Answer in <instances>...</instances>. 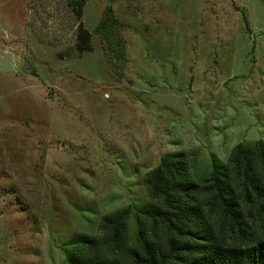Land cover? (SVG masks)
I'll list each match as a JSON object with an SVG mask.
<instances>
[{
	"label": "rangeland",
	"instance_id": "374dc122",
	"mask_svg": "<svg viewBox=\"0 0 264 264\" xmlns=\"http://www.w3.org/2000/svg\"><path fill=\"white\" fill-rule=\"evenodd\" d=\"M259 139L264 0H0V264H65L165 152L201 176Z\"/></svg>",
	"mask_w": 264,
	"mask_h": 264
},
{
	"label": "trees",
	"instance_id": "16d2710c",
	"mask_svg": "<svg viewBox=\"0 0 264 264\" xmlns=\"http://www.w3.org/2000/svg\"><path fill=\"white\" fill-rule=\"evenodd\" d=\"M117 25L107 7L96 29L116 45ZM77 35L89 44L81 24ZM194 165L188 152L163 153L142 179L148 201L104 214L96 233L65 240L63 262L264 264V140L236 143L225 161L211 154L204 175Z\"/></svg>",
	"mask_w": 264,
	"mask_h": 264
}]
</instances>
